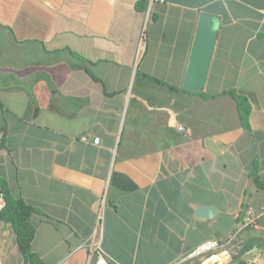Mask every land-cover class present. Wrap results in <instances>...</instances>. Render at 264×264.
Returning a JSON list of instances; mask_svg holds the SVG:
<instances>
[{"label": "crops", "instance_id": "crops-1", "mask_svg": "<svg viewBox=\"0 0 264 264\" xmlns=\"http://www.w3.org/2000/svg\"><path fill=\"white\" fill-rule=\"evenodd\" d=\"M203 11L204 93L183 88ZM4 188L42 264H247L246 243L264 264V0H0ZM0 263L27 264L3 220Z\"/></svg>", "mask_w": 264, "mask_h": 264}, {"label": "trees", "instance_id": "trees-1", "mask_svg": "<svg viewBox=\"0 0 264 264\" xmlns=\"http://www.w3.org/2000/svg\"><path fill=\"white\" fill-rule=\"evenodd\" d=\"M237 98L239 106L243 110V117L246 121L248 111L245 112L243 103L244 100L239 93L231 91ZM204 93V92H202ZM257 171V169L255 170ZM255 179L261 186V178L255 172ZM4 192L6 204L4 208L0 210V220L11 223L15 229L17 242L19 249L21 250L27 264H42L37 253L33 250V242L35 240L36 229L32 224V214L35 211V207L29 204L22 197H15L8 189H2ZM244 255V256H243ZM247 256V264H253L256 256L254 253V247L250 243H246V246L234 254L235 258Z\"/></svg>", "mask_w": 264, "mask_h": 264}, {"label": "water", "instance_id": "water-1", "mask_svg": "<svg viewBox=\"0 0 264 264\" xmlns=\"http://www.w3.org/2000/svg\"><path fill=\"white\" fill-rule=\"evenodd\" d=\"M220 17L203 11L191 52L190 63L184 80L185 90L202 92L206 89L219 38ZM214 207H200L201 215L212 214Z\"/></svg>", "mask_w": 264, "mask_h": 264}, {"label": "built area", "instance_id": "built-area-1", "mask_svg": "<svg viewBox=\"0 0 264 264\" xmlns=\"http://www.w3.org/2000/svg\"><path fill=\"white\" fill-rule=\"evenodd\" d=\"M143 46L145 47V44L144 43H143ZM83 138H84V140H87L88 139V137H86V136L83 137ZM100 142H101V138L100 137L95 138V140H94V143L95 144H100ZM5 204H6L5 200H3L1 198L0 199V210L2 208H4ZM95 256H97L96 259H95ZM88 264H110L109 261H108V259L103 254V250H102L101 246L98 247V250L97 251L96 250H93L91 252V258H90Z\"/></svg>", "mask_w": 264, "mask_h": 264}, {"label": "bare ground", "instance_id": "bare-ground-1", "mask_svg": "<svg viewBox=\"0 0 264 264\" xmlns=\"http://www.w3.org/2000/svg\"><path fill=\"white\" fill-rule=\"evenodd\" d=\"M146 31V29L144 30V32Z\"/></svg>", "mask_w": 264, "mask_h": 264}]
</instances>
